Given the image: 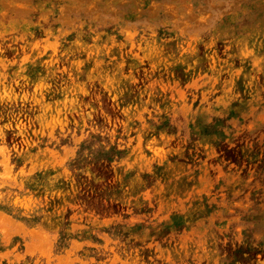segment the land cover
I'll use <instances>...</instances> for the list:
<instances>
[{"label":"rangeland","instance_id":"1","mask_svg":"<svg viewBox=\"0 0 264 264\" xmlns=\"http://www.w3.org/2000/svg\"><path fill=\"white\" fill-rule=\"evenodd\" d=\"M0 264H264V0H0Z\"/></svg>","mask_w":264,"mask_h":264}]
</instances>
